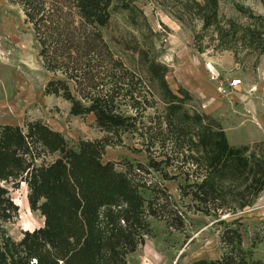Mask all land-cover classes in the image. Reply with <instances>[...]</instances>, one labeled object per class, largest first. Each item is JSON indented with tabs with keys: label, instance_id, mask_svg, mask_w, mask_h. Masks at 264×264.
I'll use <instances>...</instances> for the list:
<instances>
[{
	"label": "trees",
	"instance_id": "obj_1",
	"mask_svg": "<svg viewBox=\"0 0 264 264\" xmlns=\"http://www.w3.org/2000/svg\"><path fill=\"white\" fill-rule=\"evenodd\" d=\"M9 2L20 6L33 26L47 71L62 75L47 84L46 95L68 101L71 116H93L106 136L82 140L74 148L43 120L0 124V264H128V256L153 232L150 218L183 229L177 205L172 203V211L165 207L172 199L167 188L140 183L137 170L162 173L159 166L177 165L184 179L179 185L181 200L192 203L191 211L217 219L246 211L259 199L264 192V143L233 146L219 121L186 111L165 79L167 67L155 60L148 73L133 76L145 84L148 74L162 88L163 139L141 134L148 148L158 147L162 164L151 156L147 165L129 164L126 171L104 163L105 148L123 144L127 133H138V111L143 104L150 106L133 89L126 62L110 52L103 33L113 19L115 0ZM199 13L205 26L216 24V0H206ZM81 27L85 35L77 36ZM165 175L166 181L175 179ZM22 184L28 186L32 211H39L45 223L15 241L2 225L18 217L9 186L19 189ZM144 188L152 193L151 199L144 197ZM242 221L219 222L224 227L221 241L231 246V253L195 264H264L250 262L243 251Z\"/></svg>",
	"mask_w": 264,
	"mask_h": 264
},
{
	"label": "rangeland",
	"instance_id": "obj_2",
	"mask_svg": "<svg viewBox=\"0 0 264 264\" xmlns=\"http://www.w3.org/2000/svg\"><path fill=\"white\" fill-rule=\"evenodd\" d=\"M205 1L115 0L113 19L103 33L110 52L126 62L133 89L150 106L143 104L138 111V133H127L123 144L105 148L104 163L112 162L117 170L126 171L129 164L147 165L149 156L159 163L162 161L158 147L148 148L141 135L150 132L153 139H163L160 123L166 105L160 100L162 88L148 74L145 84L133 76L148 73L154 60L167 67L165 79L180 98L181 106L205 120L219 121L231 145L264 143V0H216L217 20L210 27L205 26L199 13ZM75 23L79 24L78 18ZM77 32L81 36L84 30L81 27ZM1 55L8 57V62ZM0 62V124L23 125L28 120H43L61 132L74 148L82 140L95 141L106 136L93 116H71L68 101L46 95L47 84L62 75L47 71L33 26L26 22L22 8L9 0H0ZM93 64L97 67L99 63ZM103 66L110 69L107 62ZM235 80L241 81L239 87H243L237 93L230 87ZM159 168L162 173L152 170L148 174L136 169V178L142 184L167 188L172 199L164 201L165 207L172 211L176 208L172 203L177 205L183 213L184 227L177 230L166 221L150 218L153 232L128 256V264H195L219 260L231 253V246L221 241L224 227L219 222L230 224L239 218L243 220L242 249L248 260L264 262V219H261L264 215L251 212L258 200L253 209L220 219L194 212L190 210L189 200H181L179 185L184 179L177 165L163 164ZM165 174L175 179L166 181ZM9 188L19 214L13 222L2 226L11 239L19 241L25 231L43 227L45 219L39 211H32L26 184L19 189ZM142 192L148 200L153 197L145 188ZM158 194L165 200L161 191Z\"/></svg>",
	"mask_w": 264,
	"mask_h": 264
},
{
	"label": "crops",
	"instance_id": "obj_3",
	"mask_svg": "<svg viewBox=\"0 0 264 264\" xmlns=\"http://www.w3.org/2000/svg\"><path fill=\"white\" fill-rule=\"evenodd\" d=\"M242 86L241 87H237V88H234L235 92H240L242 90ZM234 92V91H233ZM256 208H251L253 210H251V212L253 211H258L259 212H263L262 214L264 215V192L261 194V196L259 197L258 201H257V204L255 205ZM261 219H264V218H261Z\"/></svg>",
	"mask_w": 264,
	"mask_h": 264
},
{
	"label": "built area",
	"instance_id": "obj_4",
	"mask_svg": "<svg viewBox=\"0 0 264 264\" xmlns=\"http://www.w3.org/2000/svg\"><path fill=\"white\" fill-rule=\"evenodd\" d=\"M240 85H241V81H239V80H235V81H233V82L231 83L230 87H231V88H237V87H239Z\"/></svg>",
	"mask_w": 264,
	"mask_h": 264
},
{
	"label": "bare ground",
	"instance_id": "obj_5",
	"mask_svg": "<svg viewBox=\"0 0 264 264\" xmlns=\"http://www.w3.org/2000/svg\"><path fill=\"white\" fill-rule=\"evenodd\" d=\"M12 39V41L14 40L13 38H11ZM15 42V41H14ZM1 57H2V60L6 63V62H8V60H7V58L8 57H6V56H3V55H1ZM1 63V62H0ZM4 64V63H3ZM11 64V63H10ZM11 69H12V67H11ZM6 71V70H5ZM7 79V78H6ZM8 80V79H7ZM6 80V81H7Z\"/></svg>",
	"mask_w": 264,
	"mask_h": 264
}]
</instances>
